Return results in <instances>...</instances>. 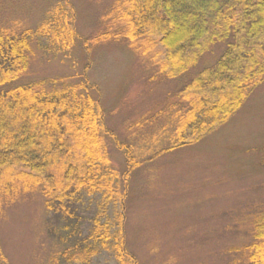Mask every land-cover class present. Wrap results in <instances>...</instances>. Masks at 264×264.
I'll return each mask as SVG.
<instances>
[{"label": "trees", "instance_id": "obj_1", "mask_svg": "<svg viewBox=\"0 0 264 264\" xmlns=\"http://www.w3.org/2000/svg\"><path fill=\"white\" fill-rule=\"evenodd\" d=\"M106 16L107 26L94 38L77 32L65 3L36 27L0 26V210L21 193L41 191L57 224L52 232L65 244L52 254L53 264H90L104 251H113L119 264H142L128 245L124 203L140 161L132 144L115 139L126 170L113 165L106 141L113 133L87 63L79 80L20 81L33 43L71 57L80 42L88 60L94 39H127L147 50L157 43L164 49L158 72L168 78L183 76L213 45L225 44L215 63L178 93L185 103L176 104L169 149L226 123L264 82V0H114ZM97 197L94 214L87 216L86 203ZM118 204L121 210L109 217L108 209ZM253 224L251 242L238 250L240 264H264V209ZM0 264H8L1 246Z\"/></svg>", "mask_w": 264, "mask_h": 264}, {"label": "rangeland", "instance_id": "obj_2", "mask_svg": "<svg viewBox=\"0 0 264 264\" xmlns=\"http://www.w3.org/2000/svg\"><path fill=\"white\" fill-rule=\"evenodd\" d=\"M113 2L0 0V26L18 31L36 27L56 4L65 3L77 32L94 38L107 26ZM91 43L90 60L80 42L71 57L33 43L29 69L20 81L79 80L89 65L87 76L100 90L105 122L113 133L106 135L113 165L126 170L115 139L132 144L140 161L124 199L131 251L142 264H240L238 250L251 242L253 218L264 209V82L226 123L197 141L169 149L178 93L215 63L225 44L213 45L183 76L168 78L158 72L164 49L157 43L149 50L122 38ZM98 200L86 203L87 216L94 214ZM120 210V204L112 205L109 217ZM56 226L38 188L7 200L0 210V246L8 264H53L52 254L65 247L60 233L52 232ZM90 264L119 262L113 251H104Z\"/></svg>", "mask_w": 264, "mask_h": 264}]
</instances>
